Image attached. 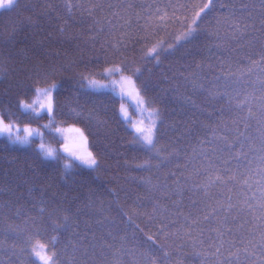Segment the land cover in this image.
Instances as JSON below:
<instances>
[{"label":"trees","instance_id":"16d2710c","mask_svg":"<svg viewBox=\"0 0 264 264\" xmlns=\"http://www.w3.org/2000/svg\"><path fill=\"white\" fill-rule=\"evenodd\" d=\"M97 3L103 9L89 16ZM206 3L16 0L0 11V115L43 127L50 116L20 103L56 84L54 125L82 128L97 160L66 167L36 144L0 138V264H41L38 242L58 254L56 264H264V211L258 198L251 212L246 205L264 187V0H212L197 18ZM112 67L155 110L154 148L122 118L120 98L87 88ZM224 159L249 189L210 183ZM221 193L243 209L242 226L224 237L234 247L208 239L213 225L203 235L185 226L200 215L191 200L226 204Z\"/></svg>","mask_w":264,"mask_h":264},{"label":"rangeland","instance_id":"374dc122","mask_svg":"<svg viewBox=\"0 0 264 264\" xmlns=\"http://www.w3.org/2000/svg\"><path fill=\"white\" fill-rule=\"evenodd\" d=\"M1 10L3 9H0V11ZM112 68L120 69L119 67ZM108 69L105 71L106 78H93L88 80L86 85L87 88L96 92L110 91L120 98V115L139 137L141 142L146 147H151L142 139V136L146 135L147 131L144 133H137L135 129L137 127L145 130L152 129L153 140L155 142L157 129V115L155 110L147 106L145 97L140 92L138 85L132 76L122 74L120 72L121 70L109 72L107 71ZM129 81H131V83H129ZM24 103L33 105L32 108H23L24 111L32 112L36 116L48 114L50 120L44 123L43 127H38L29 124L21 125L15 122H8L0 115V129L5 125H11L10 132L0 131V138H7L9 141L19 146L36 144L37 148L46 158L63 159V164L66 167H71L72 162H77L81 166L88 167L78 159L79 156H86L89 152L92 154L84 130L76 126L54 125V110L52 113H49L46 108L41 110L39 107L41 103L47 105V100L43 95L35 94L31 101ZM37 113H39V115H37ZM56 140L60 141V143H57ZM40 144L44 145V151L40 149ZM47 151H50L52 156H46L45 152ZM61 155L63 156L61 157ZM92 156L95 158L93 154ZM95 166L90 168H94ZM36 258L40 261L38 256H36ZM40 263L43 264L41 261Z\"/></svg>","mask_w":264,"mask_h":264},{"label":"snow or ice","instance_id":"6c2138e0","mask_svg":"<svg viewBox=\"0 0 264 264\" xmlns=\"http://www.w3.org/2000/svg\"><path fill=\"white\" fill-rule=\"evenodd\" d=\"M16 3V0H0V9H10L14 6V4ZM212 4V0H208V3L204 4L198 12H196V17L200 18L201 14L204 13L206 10H208L210 8ZM112 6L109 5V8H111ZM103 9V4L97 3L94 5L93 8H89L87 9L89 16L92 15V13L94 11L97 10H102ZM193 24L195 26V28H198L199 25L196 23V21H193ZM195 28L190 29L189 33L186 34V39H190L192 38ZM153 52H155V49H153ZM121 69H117V68H110L107 71L109 72H116L119 71ZM129 83H131V81H129ZM57 88L56 84L51 85L50 88L46 87V88H32L31 91H33L35 94L37 95H43L46 100H47V105L41 103L39 105V107L41 108V110L43 109H47V111L49 113H52L54 108V98H53V91ZM20 107L22 108H32L33 105L32 104H28V103H24L21 102L20 103ZM34 110V109H33ZM37 115H39V113H37ZM155 127V126H153ZM0 131H5V132H10L11 131V125H5L2 129H0ZM135 131L137 133H144L145 131H147L146 135L142 136V139L147 143V145L151 146L152 148L155 147L154 144V140H153V132L152 129H143V128H139L137 127L135 129ZM241 136H243V133H240ZM246 138V137H245ZM26 142V141H25ZM40 149L42 151H44V145L40 144ZM227 148V146H225ZM224 149H221L220 151L222 152ZM229 154H231V149H228ZM46 156H52V153L50 151L45 152ZM246 158V157H245ZM78 159L81 160V162L85 165H87L88 167H93L97 164V161L95 158H93L92 154L89 152L87 153L86 156L82 155L79 156ZM234 159L239 160V157H234ZM261 161L264 162V157H261ZM161 163L163 164V160L161 161ZM138 167L141 168H147L148 165H139ZM195 175H201V173L198 170H194ZM231 173V166H230V161L227 159L223 160V168H222V174L217 176L215 181H210V183H214L216 185L221 186L222 188L226 189L227 192H231L233 190L232 187H229V185H232L233 187L239 186L242 189H249L251 187L249 180L244 178V174H236V175H232ZM171 175V174H170ZM187 183V180L185 181ZM165 192H167V186H164L163 189ZM193 191H195V188L192 189ZM221 196L223 197L224 200L227 201V203H223L221 202L219 199L216 201V204L212 205V204H208L205 203L204 204V208L201 209L199 207L200 205V201L198 200H191V206L196 209L200 215H191V223H188V218H185V226L188 228H199L201 230V235L204 234V230H205V226L206 225H213V227H209L207 228V231L212 233H215V236H209L208 239H215L217 241H219L221 244L223 243H230L232 244V246H235V241H228L225 240L224 237L228 236H233L234 235V228L229 227V225H241V217L239 216V212L242 211L243 209H241L239 207V205H234L232 203V197L230 195H225L224 193H221ZM257 198L259 199L260 203H259V208L261 211H264V187H261L259 189V196L257 197V195L255 193H253L251 196H249L246 200V205L248 208V211L251 212L252 208L255 206L254 201L257 200ZM177 212H179V204H177ZM235 213V214H234ZM264 219V218H262ZM260 243H259V247L262 250V254H264V224L261 225L260 227ZM191 233H189L190 235ZM35 236H39L40 233L36 232L34 234ZM149 239H151V237H149ZM242 243V241H240ZM29 243H32V240L29 241ZM50 244H52V246H55V239L53 238L52 240L49 241ZM249 243H254V241H249ZM35 248H39L41 251L45 252V254H41V251H35V255L38 256L40 258L41 261H43V264H56L57 260H58V254L55 252H52L51 254H47L48 248H49V244L46 243H35L33 245V249ZM217 251H219V248H217ZM152 264H155V262H152Z\"/></svg>","mask_w":264,"mask_h":264}]
</instances>
